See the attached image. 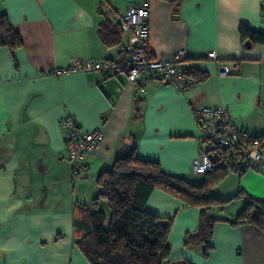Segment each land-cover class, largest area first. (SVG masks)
I'll return each mask as SVG.
<instances>
[{"label":"crops","instance_id":"1","mask_svg":"<svg viewBox=\"0 0 264 264\" xmlns=\"http://www.w3.org/2000/svg\"><path fill=\"white\" fill-rule=\"evenodd\" d=\"M138 3L0 0V14L22 39L15 61L0 47V264H90L74 243V217L87 221L95 209L107 215L104 200L92 204L95 176L132 143L139 158L200 183L205 173L194 171L192 160L208 145L200 141L194 106L223 105L238 129L264 134V42L239 35L240 25L264 33V0H150V53L165 58L185 48L179 66L204 72L183 91L167 79H154L140 91L124 76L55 72L74 58L121 60L132 36L109 12ZM104 19L119 27L118 43L101 41L98 26ZM219 64L227 65L226 74L218 72ZM64 113L76 120L79 133L103 132L75 178L59 125ZM238 189L264 201V171L228 170L212 188L224 201L210 209L216 220L205 256L201 243H184V235L197 229L199 208L152 190L145 209L173 218L162 264H179L170 261L177 258L192 264H264V230L230 223L246 203Z\"/></svg>","mask_w":264,"mask_h":264},{"label":"trees","instance_id":"2","mask_svg":"<svg viewBox=\"0 0 264 264\" xmlns=\"http://www.w3.org/2000/svg\"><path fill=\"white\" fill-rule=\"evenodd\" d=\"M167 1L178 4L182 0ZM172 15L175 16L176 11H173ZM98 35L108 46L120 40L119 27L108 19L99 24ZM239 35L242 40L264 42V33L253 31L245 25H240ZM2 46L8 49L14 61L16 50L22 46L19 32L5 13L0 14V47ZM185 72L195 81L205 76L204 72L197 68L186 69ZM208 150L216 158L214 157L211 170L205 172L203 180L197 184L166 173L155 160L139 158L135 154L134 143L126 154L116 158L108 168L101 170L94 179L98 192L92 199V204L97 207L99 200H104L107 215L95 209L89 212L87 221L77 217L73 220L76 235L74 243L88 262L162 264L169 255L168 234L173 218L145 209V202L154 189L170 194L187 206L199 208L197 229L184 235V243H201L202 254L205 256L210 248L209 240L216 220L210 214V209L224 201L215 197L211 190L228 170H235L230 163L221 161L222 149L212 147ZM238 190L237 196H243L246 203L230 223H249L264 230V201L251 198ZM171 260L178 261L179 264H192L181 258Z\"/></svg>","mask_w":264,"mask_h":264},{"label":"built area","instance_id":"3","mask_svg":"<svg viewBox=\"0 0 264 264\" xmlns=\"http://www.w3.org/2000/svg\"><path fill=\"white\" fill-rule=\"evenodd\" d=\"M149 3L150 0H139L137 5H131L125 11L111 9L109 12L132 36V42L127 46L126 54L121 60L74 58L70 65L56 69L55 72L97 70L104 77L124 76L140 91L154 79L169 80L177 91L191 86L195 79L179 66V62L187 56V49H178L165 58H158L150 53ZM207 55L215 58L213 51H209ZM218 72L226 74L227 65L219 64ZM191 110L199 127L200 141L207 144L208 149H222L221 161L230 163L237 172L250 168L264 171V134H250L238 129L232 115L223 105H199ZM59 125L71 174L78 175L84 171L85 159L102 140L103 132L99 128L77 132L76 120L66 113L60 116ZM208 149L193 158L194 171L204 173L211 170L216 157Z\"/></svg>","mask_w":264,"mask_h":264},{"label":"rangeland","instance_id":"4","mask_svg":"<svg viewBox=\"0 0 264 264\" xmlns=\"http://www.w3.org/2000/svg\"><path fill=\"white\" fill-rule=\"evenodd\" d=\"M204 173H205V172H204ZM228 209H229V207L226 208L225 213H226V211H228ZM218 212L222 213L223 210H222V211H218ZM222 214H223V213H222Z\"/></svg>","mask_w":264,"mask_h":264}]
</instances>
